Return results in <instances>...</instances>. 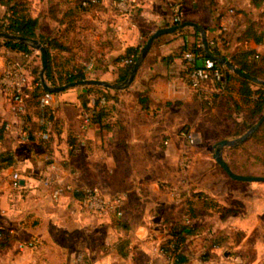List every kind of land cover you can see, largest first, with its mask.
<instances>
[{
	"label": "crops",
	"instance_id": "1",
	"mask_svg": "<svg viewBox=\"0 0 264 264\" xmlns=\"http://www.w3.org/2000/svg\"><path fill=\"white\" fill-rule=\"evenodd\" d=\"M81 1L28 0L31 14L40 17V31L54 38L51 73L57 81L68 71L83 70L87 78L120 82L128 64L122 57L143 44L145 35L173 24L178 4L183 20L199 22L223 52L247 46L260 51L264 44L239 39L262 10L254 0H218L212 13L200 0H135L130 13L117 11L113 0H99L96 8H84ZM6 10L0 3V17ZM200 39L201 32L193 26L164 33L130 86L97 85L88 104L93 106L97 95H108L100 121L84 123L83 85L55 92V117L47 126L38 97L30 94L25 112L17 114L1 84L9 58L27 61L34 77L42 66L39 50L25 56L0 39V153L14 159L0 160V228L5 233L0 238V264H164L160 246L191 212L195 228L181 243L183 264H264V182L247 186L263 191L250 199L238 191L232 194L245 181L232 178L219 164L226 171L220 182L228 183V174L234 184H217L209 177L213 163L205 155L207 168L196 174L201 157L191 167L187 187L193 188L192 194L179 199L163 186L181 179L178 157L185 147V131L198 121L210 103L207 99L228 95L213 79L200 88L185 79V53L200 45ZM203 59L196 56L199 64ZM189 110L195 112L191 124ZM16 171L19 187L12 185ZM48 177L52 188L98 185L107 196L122 192L124 213L82 210L73 190L54 198L51 186L44 183ZM225 209L233 211L225 215ZM30 240L37 242L35 247H19ZM213 241L219 247H213Z\"/></svg>",
	"mask_w": 264,
	"mask_h": 264
},
{
	"label": "trees",
	"instance_id": "2",
	"mask_svg": "<svg viewBox=\"0 0 264 264\" xmlns=\"http://www.w3.org/2000/svg\"><path fill=\"white\" fill-rule=\"evenodd\" d=\"M87 2V4L84 3ZM205 6L208 7L209 11L212 13L218 7V0H200ZM0 3L7 7L6 12L2 17H0V30L9 31L12 33L22 34L28 37L39 39L47 48L49 54V64L46 70V77L50 84L59 85L64 84L73 80L87 78L85 72L83 70L78 71H68L63 75L59 81H57L52 76V67H51V48L54 46V38L52 35L47 33H42L40 28L42 26L41 20L39 16H33L30 12V6L28 0H0ZM99 0L94 2L93 0H82L81 5L84 8L97 7ZM254 4L256 6H262V10L259 12L258 17L256 19L250 20V23L246 30L243 32L242 36H239L240 41L248 42L250 39H254L257 43L264 42V0H254ZM221 15V14H220ZM183 21V20H182ZM197 33L200 35L199 30L196 28ZM148 34L145 35V41L148 38ZM3 39L4 42L13 49L22 50L25 53H30L35 48H32L25 42L0 38ZM209 39V51H206L204 45L202 44V40L200 39V45L194 46L190 51L194 52L200 58L213 57L212 55L220 56V57H229L230 60L240 69L250 73L251 75L257 76L259 78L264 79V54L258 51L254 47H242L237 49L236 51L227 53L223 52L214 40V43L210 42ZM224 42L227 40L224 38ZM223 42V43H224ZM141 44L138 47L131 48L132 51H129L127 55L123 56L122 59L128 58L131 56V52L134 56V61L136 60L141 47L144 45ZM217 60V59H216ZM219 67L223 73L221 79L211 78L218 82L219 86L224 90L228 91V95L232 97V108L234 109L236 114H243L244 123L248 124L250 128L263 114H264V84L255 82L243 75H240L227 65L217 60ZM133 63H128L125 66L124 74L120 78V81L126 79L130 73L131 67ZM201 64V63H200ZM199 63H189L187 64L185 71V79L189 82V74L195 65H200ZM29 66V65H28ZM30 70V69H29ZM32 75V72L30 71ZM35 86L33 90L32 86ZM87 90L81 93L82 103L85 107V112L90 113L91 120L100 121L103 114L106 113V104L101 105V97L104 96L108 101V95L106 93H102L95 97V102L93 106H90L89 93L94 88H99L97 85H83ZM45 92V89L42 85L40 78V70L35 71L34 77L31 79V83L26 90L25 99L30 96V94L40 98V96ZM141 100L144 101V97L141 96ZM43 116L42 110L40 108V117ZM227 116L233 119L234 122L239 123L238 119L232 116V114L228 113ZM55 117L54 109L46 114V122L44 125L47 126L48 123L53 122ZM264 131V122L253 132L247 139L243 142L233 145L226 146L229 149H237L239 147L244 146L248 140L258 138L262 135ZM0 160H6L9 163L13 162V155L10 153L4 155L0 153ZM228 164L235 171L243 174H248L244 171H239L235 168V166L226 159ZM73 193L77 196V199L83 197V192L81 190H73ZM198 193V192H197ZM200 193V192H199ZM208 200V196L205 195ZM225 215L232 213V209H225ZM122 216V215H121ZM192 212L186 217L185 220L178 222L170 232V236L168 239L161 245L162 247H168L171 249L175 256L177 264H183L184 254L180 250L179 244L186 242L188 235L194 231V225L191 223ZM5 237V233L1 230V237ZM2 241V240H0ZM174 243V247H170V243ZM212 243H218L217 241H213Z\"/></svg>",
	"mask_w": 264,
	"mask_h": 264
},
{
	"label": "built area",
	"instance_id": "3",
	"mask_svg": "<svg viewBox=\"0 0 264 264\" xmlns=\"http://www.w3.org/2000/svg\"><path fill=\"white\" fill-rule=\"evenodd\" d=\"M97 2L98 0H93ZM87 4L86 1H84ZM113 5L117 11L120 13H130L135 9V0H113ZM183 10L181 4H178L175 8V14L173 16V24L179 23L183 20ZM210 42L214 43V40ZM203 44V42H202ZM25 56H29L25 53ZM196 54L192 51H187L185 53V58L189 63H196ZM126 63H134V56L125 58ZM28 62L25 60H19L16 58H9L5 62V67L1 76V84L4 88L8 90L12 101L14 102L13 109L17 114H23L26 110L25 106V95L26 90L31 83V74L29 71ZM223 73L217 60L214 57H206L200 65H195L189 74V84L194 88H200L203 83L211 78L221 79ZM55 102V92L47 91L39 98L40 107L43 113L41 117L43 122H46V114L50 113L54 109ZM100 102L103 104L107 102L104 96L101 97ZM91 121L90 113H86L84 116V123L88 124ZM47 133L44 132V136ZM186 136L191 143L194 142V137L192 133L186 132ZM179 167L181 170L186 171L191 166L192 157L188 152H183L179 158ZM44 183L52 188V179L45 178ZM12 185L14 187L21 186V176L19 173L13 172L12 174ZM163 186L169 190L173 196L176 198H183L184 194L187 193L188 187L186 181L179 182H163ZM67 190H81L83 192V197L77 199V202L82 210H86L92 213H105V214H115L118 216L124 213L125 195L121 192L113 196H107L103 193L101 188L97 185H86V186H72L70 184H65L63 186H56L52 188V196L54 198H60L64 191ZM1 236V228H0ZM36 241H21L19 247L21 249L35 247ZM170 247H174V243L169 244ZM183 244H179V251L182 249ZM213 247H219V243H213ZM206 251V248H204ZM160 252L166 256V262L164 264H177L176 256L174 252L168 247L160 246Z\"/></svg>",
	"mask_w": 264,
	"mask_h": 264
},
{
	"label": "rangeland",
	"instance_id": "4",
	"mask_svg": "<svg viewBox=\"0 0 264 264\" xmlns=\"http://www.w3.org/2000/svg\"><path fill=\"white\" fill-rule=\"evenodd\" d=\"M260 52L264 54V44L261 46ZM209 100L210 103L208 102ZM207 102L208 103L206 104L205 109L201 110V115L199 114L200 118L198 119V121L194 122L191 127L189 125L188 131H185L193 134V137L195 139L194 142L191 143L186 136V138L184 139L185 147L178 157V162L183 152H188L192 157V163L188 170L183 171L179 167L182 172L181 179L179 181H186V184L190 177L191 167H193V165L195 164L197 157H201L202 162L200 165H197L198 168L196 169V174H198L200 170L208 167V161L206 159H203L205 155L208 156L210 158L209 160L213 163L212 168L214 170L212 173L208 171L209 177L214 178L217 184H224L223 181L220 182V178L221 176H225V174L223 175V173L226 171L219 165V163L213 156V153L215 151V144L223 138L232 139L241 136L249 129L248 124L244 123L243 121V114L238 115L235 113L234 109L231 106L232 100L228 98V95L224 94L223 92L221 94L217 93L216 95L214 94V96L212 95L209 99H207ZM189 112L188 124H191L195 112L194 110H189ZM228 113H231L234 118L236 117L239 123H236L233 121V119L229 118L227 116ZM195 151H197L198 153H196ZM224 156L239 171H244L251 175H264V133H262V135L258 138L248 140L244 146L237 149H229L228 147H225ZM226 176L228 178V183H225L224 185L228 186L230 182L234 184V181L230 179L229 175L227 174ZM263 182L264 181H250L248 183L245 181L244 183H236L238 185L232 191V194H234L235 191H238L241 193H245L247 198L250 199L252 198L254 193H262L263 191L249 189V187L247 186H253L254 184L256 186H263ZM238 186H241V188ZM232 187L234 186L232 185ZM192 192L193 188L189 186L187 193L192 194ZM95 214L104 215L105 213Z\"/></svg>",
	"mask_w": 264,
	"mask_h": 264
},
{
	"label": "water",
	"instance_id": "5",
	"mask_svg": "<svg viewBox=\"0 0 264 264\" xmlns=\"http://www.w3.org/2000/svg\"><path fill=\"white\" fill-rule=\"evenodd\" d=\"M186 26H193L197 28L201 32L203 45L206 51H209V38L207 35V30L203 27L199 22L193 20H183L179 23L170 24L166 26H162L157 28L153 33L149 35L147 40L145 41L144 45L141 47L140 52L132 64L130 73L126 79L120 82H114L104 79H97V78H83L78 80H73L64 84L59 85H52L48 82L46 77V70L49 64V54L47 51L46 46L37 38L28 37L18 33H12L5 30H0V38H7V39H14L25 42L32 48L38 49L41 58H42V66L40 70V78L42 85L45 90L52 91V92H60L66 90L71 87L79 86V85H100L106 88H115V89H125L133 82L141 64L143 63L144 59L146 58L149 50L151 49L152 45L154 44L155 40L164 33L175 32L181 28ZM215 59L221 61L225 65H227L231 70L234 72L243 75L255 82L263 83L264 79L259 78L257 76L251 75L250 73L243 71L239 67H237L228 57H220L216 55H212ZM264 122V114L259 118V120L254 123L245 133L241 136L236 138H223L219 140L215 144V151L213 156L215 160L227 171V173L235 179L244 180V181H264V175H251V174H243L235 171L231 166L228 164L225 156H224V148L226 146H233L243 142L247 139L256 129Z\"/></svg>",
	"mask_w": 264,
	"mask_h": 264
}]
</instances>
